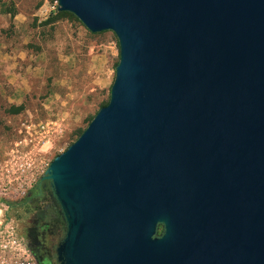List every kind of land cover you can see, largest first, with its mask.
I'll return each instance as SVG.
<instances>
[{
  "label": "water",
  "instance_id": "water-1",
  "mask_svg": "<svg viewBox=\"0 0 264 264\" xmlns=\"http://www.w3.org/2000/svg\"><path fill=\"white\" fill-rule=\"evenodd\" d=\"M113 32L110 100L50 163L59 264H264V0H58Z\"/></svg>",
  "mask_w": 264,
  "mask_h": 264
},
{
  "label": "rangeland",
  "instance_id": "rangeland-1",
  "mask_svg": "<svg viewBox=\"0 0 264 264\" xmlns=\"http://www.w3.org/2000/svg\"><path fill=\"white\" fill-rule=\"evenodd\" d=\"M57 8L58 0H0V157L22 118L61 117L65 131L48 155L51 163L110 100L120 60L117 36L92 33L75 15L60 16ZM38 187L16 200L28 199L18 207L0 198V222L11 223L22 235L29 197Z\"/></svg>",
  "mask_w": 264,
  "mask_h": 264
},
{
  "label": "built area",
  "instance_id": "built-area-1",
  "mask_svg": "<svg viewBox=\"0 0 264 264\" xmlns=\"http://www.w3.org/2000/svg\"><path fill=\"white\" fill-rule=\"evenodd\" d=\"M65 123L61 117L41 119L31 114L19 121L14 141L0 157V198L24 199L42 184L50 165L48 155ZM0 264H40L24 236L6 221L0 222Z\"/></svg>",
  "mask_w": 264,
  "mask_h": 264
},
{
  "label": "flooded vegetation",
  "instance_id": "flooded-vegetation-1",
  "mask_svg": "<svg viewBox=\"0 0 264 264\" xmlns=\"http://www.w3.org/2000/svg\"><path fill=\"white\" fill-rule=\"evenodd\" d=\"M29 200V222L21 225L22 235L40 264H59L57 248L65 236L66 224L50 181L44 180Z\"/></svg>",
  "mask_w": 264,
  "mask_h": 264
},
{
  "label": "trees",
  "instance_id": "trees-1",
  "mask_svg": "<svg viewBox=\"0 0 264 264\" xmlns=\"http://www.w3.org/2000/svg\"><path fill=\"white\" fill-rule=\"evenodd\" d=\"M66 14H71V13H68V12H59V15L60 16H63V15H66ZM72 15V14H71ZM108 104V103H107ZM106 104V105H107ZM19 110L21 109H17L16 111L19 112ZM81 135V134H80ZM28 199H25L23 201H12V202H7V204L10 206V207H18V206H21L25 203H27Z\"/></svg>",
  "mask_w": 264,
  "mask_h": 264
}]
</instances>
